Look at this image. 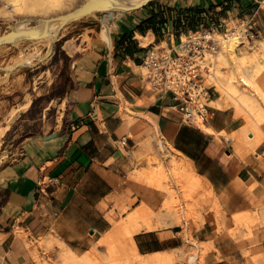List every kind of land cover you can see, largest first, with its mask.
<instances>
[{
	"label": "crops",
	"instance_id": "0c3cea01",
	"mask_svg": "<svg viewBox=\"0 0 264 264\" xmlns=\"http://www.w3.org/2000/svg\"><path fill=\"white\" fill-rule=\"evenodd\" d=\"M252 12L262 35L263 0H152L125 11L109 33L100 28L74 60L62 127L27 142L0 172V264H38L34 240L83 256L143 206L147 227L133 235L135 251L151 257L181 247L182 232L160 225L161 216L170 223V195L151 175L155 159L169 165L171 149L197 182L189 215L206 220L193 237L214 243L208 264H245L228 252L236 242L217 232L215 210L221 206L230 228L234 215L264 207V139L244 141L236 110L216 97L205 122L210 131L184 123L173 94L150 87L143 61L158 47L175 53L180 35L207 15Z\"/></svg>",
	"mask_w": 264,
	"mask_h": 264
},
{
	"label": "rangeland",
	"instance_id": "374dc122",
	"mask_svg": "<svg viewBox=\"0 0 264 264\" xmlns=\"http://www.w3.org/2000/svg\"><path fill=\"white\" fill-rule=\"evenodd\" d=\"M94 1L98 0H0V40L8 39L0 42V172L4 166L20 157L27 142L47 137L62 127L65 109L63 98L69 88L75 85L74 60L91 43L100 28L104 26L109 33L113 26L109 25L107 10H100L95 14L86 12L69 22H57L55 25L61 23L64 26L60 24L56 40L49 45L38 38L23 36V32L28 33L27 29L32 28H36V31L48 21H55V17L82 12ZM144 4L127 11L136 10ZM114 12L118 14L117 10ZM242 15H233V19L228 21L229 27H235ZM21 25L24 29H21ZM86 26L94 27L91 30ZM259 30V26L257 29L255 27L254 41L251 45L239 47L237 54L224 49L221 44L223 55H220V51L216 55L211 77L206 79L212 100L215 97L221 99L223 107L236 110L237 116L241 118L242 139L249 141L252 136L254 142L248 143L254 145L264 139V96L245 86L243 77L264 72V64L258 59V52L264 45V31L260 35ZM18 31H22L23 37ZM19 35L22 38H17ZM12 37L16 39L9 40ZM232 89L237 93L232 92ZM249 100L252 101L251 107L248 106ZM167 158L170 163L165 167L162 161L155 159L157 167L152 169L154 173L151 175L160 182L159 187L170 195L165 203V208L170 212V223L162 221L161 216L160 225L175 226L176 231L182 232L181 247L170 253L140 257L134 250L133 235L138 227L140 230L147 227L148 219H132L133 212L115 225L117 232L110 231L93 250L83 256H77L67 248L64 250L60 244L55 247L57 242L32 241L30 245L37 263L144 264L146 259H151V264H208L209 255L215 251L214 243H202L193 237L194 226L206 220L189 215L193 207L191 192L197 182L188 163L176 151L171 149ZM3 196L0 186V203ZM215 211L217 232L227 233L236 242L229 247L228 252L244 260L245 264L264 261V207L234 215L230 228L226 226L228 218L220 205ZM151 217L152 221L157 215L152 213ZM216 252L220 258L219 252Z\"/></svg>",
	"mask_w": 264,
	"mask_h": 264
},
{
	"label": "built area",
	"instance_id": "2783aa9c",
	"mask_svg": "<svg viewBox=\"0 0 264 264\" xmlns=\"http://www.w3.org/2000/svg\"><path fill=\"white\" fill-rule=\"evenodd\" d=\"M230 19L233 16L216 20L214 14L207 15L197 30L180 35L175 53L158 47L143 61L150 87L173 94L184 123L197 125L199 119L206 122L212 115V93L206 79L212 70L210 56L217 55L221 46L218 40H208L207 35H228L232 30L241 46L254 41L255 13L243 14L235 27H229Z\"/></svg>",
	"mask_w": 264,
	"mask_h": 264
},
{
	"label": "bare ground",
	"instance_id": "6f19581e",
	"mask_svg": "<svg viewBox=\"0 0 264 264\" xmlns=\"http://www.w3.org/2000/svg\"><path fill=\"white\" fill-rule=\"evenodd\" d=\"M103 1H105V0H98L96 2L94 1L95 3L87 6L85 10H87V12L92 13V14H95L96 12H98L100 10H107L109 25L112 27L116 23V20L125 11H127L129 9H132V8H134L136 6L142 5V4L146 3L148 0H106L108 2H103ZM85 10H83V11H85ZM115 10L118 11V14H115V12H114ZM77 18H78L77 12L71 14L69 17H61V16H59L58 18L55 17L53 19L55 21H51V22L48 21L46 25L40 26L36 31H35L36 28H34V29L33 28L32 29H27L26 26L23 24V26H25V29H27L29 31L28 33L27 32H23V34H24L23 36H27L29 38L30 37H32V38H38L37 40L43 41L42 43L45 42L47 45H49L50 42H53L54 40H56V36L58 34V30H59L60 24L62 22H64V21L65 22H69V21H72V20L77 19ZM59 21H61V23H59V26L55 25ZM61 25H63V24H61ZM23 26L21 25V29H24ZM60 29H61V27H60ZM232 29H234V28H232ZM20 32H22V31H20ZM20 32L18 31V33L21 34V36H22V33H20ZM16 35H15V37H16ZM236 35H237L236 32L235 31L233 32L231 30L228 35H223V34H216V35L215 34H212V35H209L208 34L206 38L208 40H210L211 38H213L214 40H218L219 43H220V46L222 44V47L224 49H228V50H230L231 53H236L237 54V49L239 47H241V45L239 44ZM22 37H20V35H19L17 38H22ZM140 38L142 40H144L142 37H140ZM13 39H16V38L12 37L9 40H13ZM2 40L3 41H6L8 39H2ZM258 53H259L258 54V59L262 62V64H264V45H263V49H261ZM220 55H223V52L222 51H220ZM34 56H35V54H34ZM23 57H24V55H23ZM215 57H216L215 54H213L212 56H210V58H212V62L213 63H214ZM20 58H22V57H20ZM28 58H29V56H28ZM25 59L28 60L27 58H25ZM20 60H22V59H20ZM31 61L33 62V59ZM22 65H24V63ZM212 69H213V67H212ZM145 70L147 71L146 68H145ZM211 73H212V71L209 74H207V77H209L211 75ZM243 82L245 83V86H248L249 88H251V90L253 92L259 93V94H261V95L264 96V72L263 71H259L257 73V75H255L253 77H247V76L245 77L244 76L243 77ZM232 92L237 93V91L235 89H232ZM248 106H250V107L252 106V101L251 100H249ZM198 125L200 127L204 128V129L209 130V131L211 130V128H207L206 123H205V121L203 119H199L198 120ZM262 127L264 129V126H262ZM148 214L149 213H148L147 207L146 206H143L142 208L138 209L134 213V215L132 216V219H135L137 217L144 218V217H147ZM139 230H140V227H138L135 232H138ZM139 256L140 257H144V256H141V255H139ZM152 262H153V260L146 259V261L144 262V264H151Z\"/></svg>",
	"mask_w": 264,
	"mask_h": 264
},
{
	"label": "water",
	"instance_id": "95a60500",
	"mask_svg": "<svg viewBox=\"0 0 264 264\" xmlns=\"http://www.w3.org/2000/svg\"><path fill=\"white\" fill-rule=\"evenodd\" d=\"M149 2H151V0H149L147 3H145L144 5H147ZM87 12V10H85V11H82V12H78L77 13V16L79 17V16H81V15H83L84 13H86ZM67 17H69V16H67ZM3 40H0V42H2Z\"/></svg>",
	"mask_w": 264,
	"mask_h": 264
},
{
	"label": "trees",
	"instance_id": "16d2710c",
	"mask_svg": "<svg viewBox=\"0 0 264 264\" xmlns=\"http://www.w3.org/2000/svg\"><path fill=\"white\" fill-rule=\"evenodd\" d=\"M156 20V17H155V15L151 18V21H152V23H153V21H155Z\"/></svg>",
	"mask_w": 264,
	"mask_h": 264
}]
</instances>
